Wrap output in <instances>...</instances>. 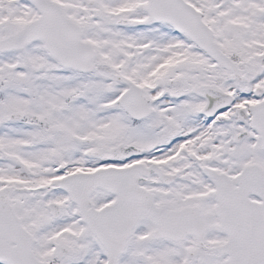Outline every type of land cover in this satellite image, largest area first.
<instances>
[{
	"label": "snow or ice",
	"instance_id": "6c2138e0",
	"mask_svg": "<svg viewBox=\"0 0 264 264\" xmlns=\"http://www.w3.org/2000/svg\"><path fill=\"white\" fill-rule=\"evenodd\" d=\"M0 264H264V0H0Z\"/></svg>",
	"mask_w": 264,
	"mask_h": 264
}]
</instances>
